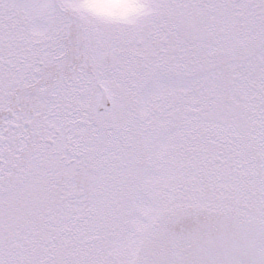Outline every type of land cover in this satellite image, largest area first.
Returning <instances> with one entry per match:
<instances>
[{
	"label": "snow or ice",
	"instance_id": "1",
	"mask_svg": "<svg viewBox=\"0 0 264 264\" xmlns=\"http://www.w3.org/2000/svg\"><path fill=\"white\" fill-rule=\"evenodd\" d=\"M0 264H264V0H0Z\"/></svg>",
	"mask_w": 264,
	"mask_h": 264
}]
</instances>
